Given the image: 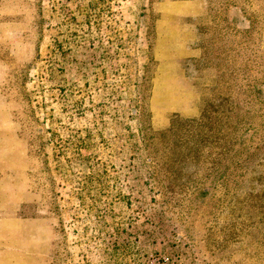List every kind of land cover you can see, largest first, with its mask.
<instances>
[{"label": "rangeland", "instance_id": "374dc122", "mask_svg": "<svg viewBox=\"0 0 264 264\" xmlns=\"http://www.w3.org/2000/svg\"><path fill=\"white\" fill-rule=\"evenodd\" d=\"M0 264H264V0H0Z\"/></svg>", "mask_w": 264, "mask_h": 264}, {"label": "crops", "instance_id": "0c3cea01", "mask_svg": "<svg viewBox=\"0 0 264 264\" xmlns=\"http://www.w3.org/2000/svg\"><path fill=\"white\" fill-rule=\"evenodd\" d=\"M43 225H40L39 227H41ZM34 242V245L37 243H43V237L41 236V231H38V235H37V238H34L33 240Z\"/></svg>", "mask_w": 264, "mask_h": 264}]
</instances>
